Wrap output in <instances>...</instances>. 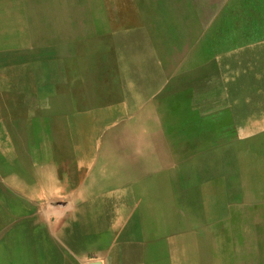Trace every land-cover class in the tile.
<instances>
[{"label": "crops", "instance_id": "obj_1", "mask_svg": "<svg viewBox=\"0 0 264 264\" xmlns=\"http://www.w3.org/2000/svg\"><path fill=\"white\" fill-rule=\"evenodd\" d=\"M179 6L210 13L212 0ZM243 6L264 13V0ZM58 60L50 77L67 75ZM128 60L113 54L91 87H43L38 114L35 68L21 65L17 113L0 121V264H213L229 217L264 220V143L252 135L244 157L243 141L213 140L194 95L184 121Z\"/></svg>", "mask_w": 264, "mask_h": 264}, {"label": "rangeland", "instance_id": "obj_2", "mask_svg": "<svg viewBox=\"0 0 264 264\" xmlns=\"http://www.w3.org/2000/svg\"><path fill=\"white\" fill-rule=\"evenodd\" d=\"M181 1L0 0V121H12L17 113L12 95L21 65L35 68L38 114L48 107L43 87H91L116 54L147 80L159 76L148 83L157 92L153 96L178 97L184 121L193 117L194 95L196 120L208 122L213 140L243 141L250 149L243 156H251L252 135L264 143L258 102L264 98V13L243 6L252 0H212L210 13L188 10ZM60 55L67 75L50 77ZM240 218L229 217L227 251L213 256V264H264V220Z\"/></svg>", "mask_w": 264, "mask_h": 264}]
</instances>
